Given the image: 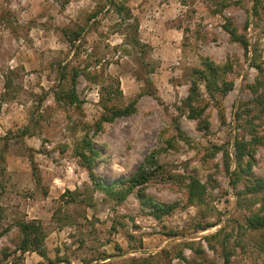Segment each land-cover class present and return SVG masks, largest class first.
Segmentation results:
<instances>
[{"label": "rangeland", "instance_id": "obj_1", "mask_svg": "<svg viewBox=\"0 0 264 264\" xmlns=\"http://www.w3.org/2000/svg\"><path fill=\"white\" fill-rule=\"evenodd\" d=\"M105 1L0 0V264H222L227 251L232 253L230 264H264V254L254 246L264 232L248 230L244 221L249 210L237 206L246 177L264 179V146L256 149L249 172L235 186L225 172L223 153L214 149L229 151L232 172L233 138L242 134L234 114L239 104L253 99L248 85L257 72L251 57L255 54L264 63V15L259 22L250 18L245 57L221 26L228 18L241 30L250 0H229L216 15L212 11L221 0H127L138 25L135 34ZM79 29L83 32L75 51L65 33ZM131 34L140 48L128 42ZM203 58L217 65L229 60L234 69L225 77L232 90L222 98L209 99L199 82L201 105L207 103V127L200 129L179 108L191 71L201 68ZM88 59L99 61L90 68L99 82L78 78V113L58 105L53 93L59 67L81 68ZM146 77L149 87L141 81ZM116 82L121 95L108 107H124L144 90L153 96L140 98L135 114L103 124L93 136L89 131L99 153L94 171L105 184L126 180L157 152L159 169H151L152 179L142 193L156 203L178 205L160 220L149 216L134 193L122 204L100 193L92 195L91 206L82 202L91 196L86 188L90 182L74 148L84 136L83 127L102 115L105 87ZM251 115L243 120L253 119L263 133L264 124ZM189 179L205 186L203 204L187 202ZM75 190L79 194L72 202L65 193ZM19 221L42 224L45 257L15 250ZM214 234L215 239L204 240ZM179 253L183 260L176 258Z\"/></svg>", "mask_w": 264, "mask_h": 264}, {"label": "trees", "instance_id": "obj_2", "mask_svg": "<svg viewBox=\"0 0 264 264\" xmlns=\"http://www.w3.org/2000/svg\"><path fill=\"white\" fill-rule=\"evenodd\" d=\"M126 1L127 0H106L105 2L118 19L122 21L126 30L135 34L138 30V25L135 18L132 16L130 9L125 5ZM228 1L229 0H221L222 3L220 8L212 11L213 14H220L228 6ZM102 10L103 6L93 12L88 20H94ZM263 15L264 0H250V9H247V19L244 21L241 30L233 24L231 19H224V23L221 26L222 30L228 35L231 43L238 44L242 48L245 57H247L250 47L247 38V31L251 25L250 18L254 22H259L262 20ZM82 32L83 29H79L72 33H68V35L65 33V36L68 38L67 43L71 48H75V51L77 49L75 43L79 41ZM131 35L132 36L128 37V42L134 48H140L142 45L139 40L133 34ZM257 57H255L254 54L250 59L251 67L257 72L254 82L248 85V90H250L253 95V99L249 102L239 104L234 114V122L236 123L235 127L238 130H241L242 134H236L233 138L232 144L234 148L235 168L232 172L229 171L231 165L229 151L224 150V147L222 146L214 147L216 151L223 153L224 169L230 176V183L232 186L238 184L241 177L249 172L253 164V156L256 149L259 146H264V132L261 134L258 132L259 125H255L253 119L243 120V116H249L252 112L253 115H251V117L257 116L256 119L262 121L264 124V63L257 60ZM97 62H99L98 59H88L83 62L84 65L81 68L80 66L70 65L59 67L58 85L53 93L54 101L63 107H72L79 113L82 102L78 99L75 91L77 80L82 76L87 82L97 84L99 82L98 73L90 70L91 65L96 64ZM233 69L234 65L229 62V60L224 64L217 65L208 58H203L201 60V68L192 69L190 87L188 88L186 98L182 102V107H180L179 110L188 120L197 122L200 129H205L207 127V119L204 117L207 103L201 105L204 101L201 99L199 82L203 83L209 99H215L216 95H219L222 98L232 90L233 85L226 81L225 77L228 74H231ZM150 73L153 72L151 71ZM141 81L146 87L151 86V80L148 77L141 79ZM104 90L105 94L102 95V100L106 102V104L102 105V115L91 127H83L84 129L81 131L84 132V136L74 148V156L78 160V165L86 171L90 182V186L86 188L87 190L89 189L91 196L87 198V201L82 200V202H87L88 206H91L92 195L100 193L116 204H122L130 194L134 193L141 202V205L148 208L149 216L155 220H160L163 216L170 215L178 205L177 203L159 204L148 197H145L142 193L143 187L152 179L151 169H159L156 167L157 152L153 151L149 154L129 179L105 184L95 174L94 166L99 153L93 147L94 143L92 137H89V131L92 132L93 136L102 130L103 124H111L117 118L135 114L139 99L146 94L152 96L153 94L144 90L137 98L130 101L124 107H108L107 103L121 95L118 88V82L113 83L112 85H107ZM248 103L252 104L250 108L246 107ZM242 121L245 122V125L241 124ZM28 130L27 127L23 129L21 131L22 136L27 134ZM176 130L178 132L180 131L178 127H176ZM246 136L249 138L247 139ZM214 154L215 153H213V155ZM205 191V186L197 179H189L186 185L187 202L190 204H203ZM65 194L68 195L73 202L79 193L75 190L72 192L66 191ZM237 200L238 207L244 205L249 210L244 221L246 228L253 232H264V179L246 177L244 188L238 193ZM255 206L257 207L255 208ZM15 226L18 235V242L15 245V250L21 254L31 252L38 254L40 257H45L43 241L46 237V232L42 224L37 221H19L16 222ZM206 227L208 228L210 225H207ZM218 234L205 237L204 240L209 242L210 240L215 239ZM221 246L222 248H225L223 241L221 242ZM254 246L259 252L264 254V236H262L259 243H255ZM185 248L197 252L198 254L203 253L201 249L194 248L192 244H186ZM8 256V254H4V258H7ZM231 256L232 253L230 251L225 252L222 264H230ZM176 258L183 260L182 253H179Z\"/></svg>", "mask_w": 264, "mask_h": 264}]
</instances>
